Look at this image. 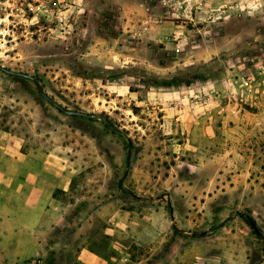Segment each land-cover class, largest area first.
<instances>
[{"label": "rangeland", "instance_id": "obj_1", "mask_svg": "<svg viewBox=\"0 0 264 264\" xmlns=\"http://www.w3.org/2000/svg\"><path fill=\"white\" fill-rule=\"evenodd\" d=\"M120 3L0 0V65L132 142L122 180L125 137L0 71V134L22 140L29 182L38 175L50 192L27 254L0 232V264H264V19L231 18L195 46L165 49L172 24L136 41ZM123 42L163 43L126 65L120 52L135 51Z\"/></svg>", "mask_w": 264, "mask_h": 264}, {"label": "crops", "instance_id": "obj_2", "mask_svg": "<svg viewBox=\"0 0 264 264\" xmlns=\"http://www.w3.org/2000/svg\"><path fill=\"white\" fill-rule=\"evenodd\" d=\"M124 1V4L120 3L125 17V20L122 21V27L128 37H136L137 41V39H142L145 36L141 35L139 31L143 33L142 23L148 16V10L142 5V8H139L137 0L134 1L138 3V6L136 5L134 8L129 6L133 0ZM134 11L138 12L134 13ZM140 21L141 25H139ZM152 24L156 25L155 22H152L150 26ZM157 27L160 26L153 27L156 29H153L154 31L151 33L154 35V39L161 36V31ZM156 43L163 42H123L122 48L126 46L127 50H133L135 53H123L121 51L123 60L120 59L119 62L122 63L123 61V63H127L126 65L140 63L141 60H138L140 57L136 55L137 51L143 48L156 47ZM163 44L165 49H175V44L169 42ZM182 47H185L183 43L180 44V48ZM21 141L17 136L8 133L0 134V227H2L0 232H4L1 235L4 239H10L8 247L11 246L10 249L14 255L28 253L26 242L22 243V240L34 237V231L38 229V224L43 221L42 215L46 214V196L48 197L47 194L50 193L49 189L41 183L40 176H32V182H29L30 178L28 177H31V174L28 171L31 170H28L29 165L22 152ZM36 169L34 168L32 171L40 173L38 172L40 170ZM39 169L41 168L39 167ZM46 171L56 175L54 170L46 169Z\"/></svg>", "mask_w": 264, "mask_h": 264}, {"label": "built area", "instance_id": "obj_3", "mask_svg": "<svg viewBox=\"0 0 264 264\" xmlns=\"http://www.w3.org/2000/svg\"><path fill=\"white\" fill-rule=\"evenodd\" d=\"M160 5V14L154 16L148 13L142 23L143 31L150 24L160 25L167 20L173 26L172 34L167 41L175 44L194 45L197 40L214 36L222 30L231 18L264 19V0H154ZM61 4L55 15L54 22L65 23V9ZM63 10V12H61ZM33 264H42L37 260ZM81 264V263H77Z\"/></svg>", "mask_w": 264, "mask_h": 264}, {"label": "water", "instance_id": "obj_4", "mask_svg": "<svg viewBox=\"0 0 264 264\" xmlns=\"http://www.w3.org/2000/svg\"><path fill=\"white\" fill-rule=\"evenodd\" d=\"M0 71H2L3 73L9 75V76H14V77H18V78H22L25 80H29L31 81L34 86L36 87L38 93L40 94V96H42V98H44L50 105H52L53 107H55L57 110H59L60 112H62L65 115L68 116H77V117H83V118H87V119H97V120H102L103 122H105L114 132H116L117 134L125 137L128 141V153H127V161H126V172L122 178V180L125 178V176L128 173V169L130 166V155H131V148H132V142L131 140L128 138V136L122 132H120L106 117H104L103 115H99V114H89L86 112H79V111H71V110H67L65 109L62 105H60L59 103H57L54 99H52L42 88L41 84L39 83L38 79L30 74L27 73H23V72H17V71H12L2 65H0ZM122 180L120 182V184L122 183ZM124 189V187H122ZM223 224V223H222ZM220 224V225H222Z\"/></svg>", "mask_w": 264, "mask_h": 264}]
</instances>
